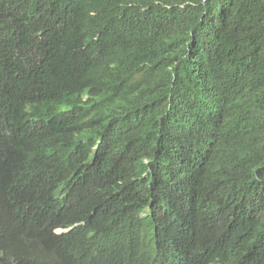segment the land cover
I'll use <instances>...</instances> for the list:
<instances>
[{
  "label": "trees",
  "instance_id": "obj_1",
  "mask_svg": "<svg viewBox=\"0 0 264 264\" xmlns=\"http://www.w3.org/2000/svg\"><path fill=\"white\" fill-rule=\"evenodd\" d=\"M17 96L63 160L0 151V264H199L204 235L211 264H264V0H0V104ZM98 149L119 175L99 223L59 247L48 214L25 217L51 187L111 182ZM207 193L215 212L184 219Z\"/></svg>",
  "mask_w": 264,
  "mask_h": 264
},
{
  "label": "clouds",
  "instance_id": "obj_2",
  "mask_svg": "<svg viewBox=\"0 0 264 264\" xmlns=\"http://www.w3.org/2000/svg\"><path fill=\"white\" fill-rule=\"evenodd\" d=\"M82 98L85 99L84 96ZM34 111L37 110L30 108V101L27 97H12L0 104V131L8 137L7 140H0V151L14 159L16 157V148L24 146L27 149V154L22 161L30 166H38L43 155H45L44 163L52 164L60 162L63 159L60 157L59 138L48 144H43L36 141L22 129L20 124L21 120L28 114L34 113ZM74 154L75 153L72 152L68 156H74ZM96 155H99V163H97L93 172H97L98 168H100L98 172L104 175H114L111 182L92 194L86 192L81 187V183H76V186L70 185L67 189V193L59 188L53 189V187H51L47 189L46 198L49 196L52 200L49 203L39 205L35 211L33 208L41 202L34 205L25 217V219L41 218L48 214L50 217L48 236L49 239L59 247L67 245L69 241L74 238L88 236L91 227L99 223L101 217L98 209L99 204L104 198L108 200L110 195L109 187L119 175V172L115 169V165L111 164L106 156L103 158L100 157L99 149ZM114 156L120 157L117 153H115ZM42 190L41 180L35 177L28 183L26 196L32 197L35 193ZM130 194L131 188L127 192V197L130 196ZM67 197L75 198L74 206L69 204ZM12 208L13 205L10 204L0 206V214L3 215ZM195 209L202 213L205 219L208 218L216 210V202L213 196L207 193L193 209H190L188 202L184 201L182 204L184 219L190 210ZM212 238H214V236L204 235L192 244V248L198 257L199 264H211L209 260L212 254ZM118 244H121L122 248L115 253L124 250L122 242ZM36 256H44V254L40 250L39 254ZM54 260L64 264L55 256ZM115 260L120 261V264H124L116 255ZM215 264H226V261H219Z\"/></svg>",
  "mask_w": 264,
  "mask_h": 264
}]
</instances>
